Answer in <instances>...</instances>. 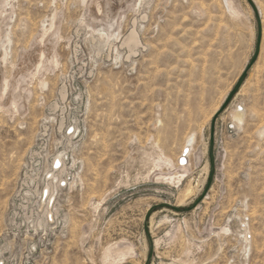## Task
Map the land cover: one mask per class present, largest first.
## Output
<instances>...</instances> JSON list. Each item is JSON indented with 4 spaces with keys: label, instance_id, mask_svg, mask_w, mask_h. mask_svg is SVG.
Here are the masks:
<instances>
[{
    "label": "rangeland",
    "instance_id": "rangeland-1",
    "mask_svg": "<svg viewBox=\"0 0 264 264\" xmlns=\"http://www.w3.org/2000/svg\"><path fill=\"white\" fill-rule=\"evenodd\" d=\"M229 1L0 0V264H144L160 204L150 264H264V0L221 110L257 35Z\"/></svg>",
    "mask_w": 264,
    "mask_h": 264
},
{
    "label": "bare ground",
    "instance_id": "bare-ground-1",
    "mask_svg": "<svg viewBox=\"0 0 264 264\" xmlns=\"http://www.w3.org/2000/svg\"><path fill=\"white\" fill-rule=\"evenodd\" d=\"M8 2V1H7ZM3 3V2H2ZM10 3V2H9ZM226 3L229 5L230 4V1L229 0H226ZM4 5V4H3ZM4 7H5V5H4ZM0 8H2V7H0ZM231 8V7H230ZM5 9V8H4ZM232 9V8H231ZM97 11H99L100 12V10H99V7H97ZM96 11V12H97ZM10 12V11H9ZM2 13V12H1ZM19 14V13H18ZM6 17H8V16H6ZM20 17V16H19ZM44 26V25H43ZM54 27V20H51V22H50V28H48L49 30H52V28ZM47 29L45 28V26H44V28H43V30H42V32H41V34H39V35H37L36 37H35V44L38 46V52H37V65H36V71H38V70H42V69H46V66L47 65H49V63H50V65H51V63H53L51 60L49 61V60H47V59H45L44 58V54H45V52H44V47L47 45H50V47L52 48V49H50V53L52 52V53H54V51H53V45L55 44V42H51L52 40H54L53 39V36H48V35H46L47 34ZM7 33V32H6ZM5 38L7 39V41H9L8 40V35H5ZM108 40V39H107ZM106 40V41H107ZM124 40V44L128 47V49H129V52L130 53H133L134 52V50H135V48H137L138 47V45H139V41H138V37H137V35H136V33H135V31L134 30H131V32L127 35V37L125 38V39H123ZM55 41V40H54ZM53 55V54H52ZM3 60H5V54H4V56H3ZM54 62H55V60H54ZM10 87V86H9ZM8 88V82L7 81H3V85H2V94H4V92L6 91V90H8L7 89ZM10 90V89H9ZM8 93V92H7ZM6 93V94H7ZM5 94V95H6ZM61 95H62V98H65V96H64V93H63V91H61ZM2 96V95H1ZM3 97V96H2ZM10 97V99H9V104L11 105V106H13L14 108H15V97L13 96V95H11V96H9ZM1 98V97H0ZM56 108V107H55ZM58 110V109H57ZM235 119L237 120V121H240L241 120V117L238 115V114H236L235 115ZM192 143V136L190 137V138H188V140H187V142H186V146L183 148V150L185 151H182V154L179 156V160H182V162H186V160H187V153H188V150H189V148H190V144ZM60 156V155H59ZM57 157L55 160H54V164H56L57 166H60V168H61V173L63 172V170H64V168H63V165L61 164V160H60V157ZM167 160V159H166ZM179 160L177 161V162H179ZM171 161H169V160H167V163L169 164ZM54 164H53V166H54ZM188 165V164H187ZM170 166V165H169ZM172 168V167H171ZM179 176V175H178ZM181 176H184V175H180V178H181ZM36 177V176H35ZM176 178V177H175ZM33 180H35V179H32V182H33ZM25 184V183H24ZM50 185V184H49ZM34 187V186H33ZM36 187V186H35ZM28 188V187H27ZM32 188V187H31ZM33 189H35L36 190V188H33ZM41 190V189H40ZM45 190V189H44ZM39 191V190H38ZM35 192V191H34ZM48 188H46V190L44 191V194H42L41 196H48ZM40 194V193H39ZM35 195V194H34ZM187 195V194H186ZM39 196V195H38ZM40 197V196H39ZM41 198V197H40ZM44 203V202H43ZM50 204V203H49ZM46 211V210H45Z\"/></svg>",
    "mask_w": 264,
    "mask_h": 264
},
{
    "label": "water",
    "instance_id": "water-1",
    "mask_svg": "<svg viewBox=\"0 0 264 264\" xmlns=\"http://www.w3.org/2000/svg\"><path fill=\"white\" fill-rule=\"evenodd\" d=\"M247 3L249 4L253 14H254V18H255V22H256V47H255V52L253 54V57L249 63L248 68L245 70V72H243L239 78V80L237 81L236 85L233 87V90H231L232 92L229 94L227 100L225 101V103L223 104L221 110H223L227 104L230 102V100L232 99V97L238 92V90L240 89L241 85L243 84L244 80L246 79L247 76V70L249 69V67L257 60L258 54H259V47H260V42H261V38H262V26H261V18L259 15V11L257 9V7L255 6V3L253 2V0H246ZM209 160H210V178L213 174V170H214V157H213V127L211 128V132H210V142H209ZM163 208H167V209H171V206L166 205V204H160L158 206H155L154 208H152L151 210L147 211L146 215H145V221L143 224V231L144 234L149 242V248H148V253H147V257L146 260L144 262V264H150L152 256H153V246H152V241L150 238V234H149V230H148V222L150 219V216L159 209H163Z\"/></svg>",
    "mask_w": 264,
    "mask_h": 264
}]
</instances>
